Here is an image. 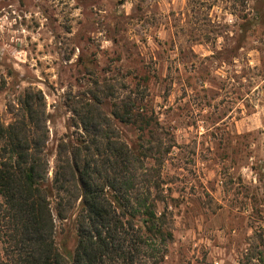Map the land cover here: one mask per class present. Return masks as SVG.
Returning a JSON list of instances; mask_svg holds the SVG:
<instances>
[{"label":"rangeland","instance_id":"rangeland-1","mask_svg":"<svg viewBox=\"0 0 264 264\" xmlns=\"http://www.w3.org/2000/svg\"><path fill=\"white\" fill-rule=\"evenodd\" d=\"M29 93L42 98L50 179L58 145L81 133L74 101L93 93L105 112L158 122L145 163L173 234L165 264L264 255V0H0L3 124ZM114 123L136 147V125ZM74 214L54 218L65 255Z\"/></svg>","mask_w":264,"mask_h":264},{"label":"trees","instance_id":"trees-1","mask_svg":"<svg viewBox=\"0 0 264 264\" xmlns=\"http://www.w3.org/2000/svg\"><path fill=\"white\" fill-rule=\"evenodd\" d=\"M90 95L74 101L81 133L58 145L51 179L40 95L27 94L7 125L0 120V264H165L173 234L166 208L157 210L159 174L145 163L152 158L145 144H156L145 136L162 129L151 115L133 119L128 105L126 113L117 106L105 112V101ZM115 121L136 125V147ZM73 210L75 247L65 255L54 241V218Z\"/></svg>","mask_w":264,"mask_h":264}]
</instances>
